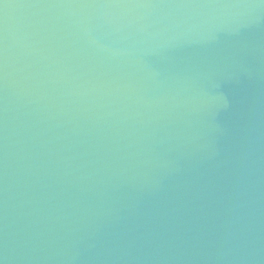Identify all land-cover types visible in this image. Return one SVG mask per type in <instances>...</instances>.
<instances>
[{"label": "water", "instance_id": "1", "mask_svg": "<svg viewBox=\"0 0 264 264\" xmlns=\"http://www.w3.org/2000/svg\"><path fill=\"white\" fill-rule=\"evenodd\" d=\"M0 264H264V0H0Z\"/></svg>", "mask_w": 264, "mask_h": 264}]
</instances>
